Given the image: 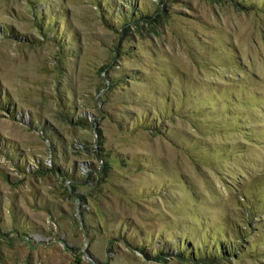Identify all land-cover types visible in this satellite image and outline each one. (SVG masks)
Returning <instances> with one entry per match:
<instances>
[{"label":"rangeland","instance_id":"obj_1","mask_svg":"<svg viewBox=\"0 0 264 264\" xmlns=\"http://www.w3.org/2000/svg\"><path fill=\"white\" fill-rule=\"evenodd\" d=\"M0 264H264V0H0Z\"/></svg>","mask_w":264,"mask_h":264}]
</instances>
